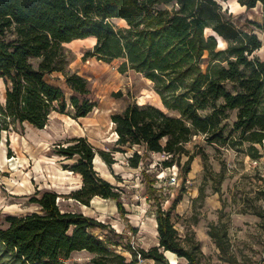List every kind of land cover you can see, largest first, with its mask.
Masks as SVG:
<instances>
[{
	"label": "trees",
	"instance_id": "16d2710c",
	"mask_svg": "<svg viewBox=\"0 0 264 264\" xmlns=\"http://www.w3.org/2000/svg\"><path fill=\"white\" fill-rule=\"evenodd\" d=\"M238 1L247 10L261 7V20L240 28L217 0H0V80L6 85L0 145L11 124L44 129L53 113L79 119L94 110L89 82L68 70L65 51L67 43L94 38L87 58L122 60L121 71L135 70L154 83L166 109L131 105L114 114L115 146L99 151L106 163H114L111 153L138 147L143 153L137 150L129 158L133 168L150 154L170 156L162 162L165 167L181 165L186 155L182 169L190 172L194 156L186 145L194 135L226 144L233 133L237 147L246 145L247 156L264 159V60L256 55L263 47L257 32L264 33V0ZM207 29L224 39L225 49H218L216 35L207 36ZM56 73L65 78L67 91L51 81ZM235 110L237 120L225 136L223 123ZM57 154L76 159L70 169L82 180L68 198L85 205L96 196L116 200L125 213L116 187L96 171L97 150L87 138L71 139ZM58 198L45 191L32 200L38 211L6 217L0 224V264H67L83 251L92 255L88 264H137L138 254L155 264H181L167 253L186 264H211L196 234L183 235L176 227L173 215L181 197L169 209L157 207L159 245L137 252L123 245V235L110 225L64 211ZM208 235L221 264H238L224 224L210 223Z\"/></svg>",
	"mask_w": 264,
	"mask_h": 264
},
{
	"label": "rangeland",
	"instance_id": "374dc122",
	"mask_svg": "<svg viewBox=\"0 0 264 264\" xmlns=\"http://www.w3.org/2000/svg\"><path fill=\"white\" fill-rule=\"evenodd\" d=\"M236 1L217 0L236 26L248 28V21L261 20V7L244 8L230 15L231 4ZM257 33L263 47L256 55L264 60V33ZM206 34L216 35L211 29ZM217 39L218 49H225L227 43ZM95 44L94 38L65 44L68 70L88 80L91 98L96 103L87 117L76 119L69 114L53 113L44 131L27 123L11 124L4 131V144L0 145V224H5L8 215L38 211L33 198L53 191L59 195L58 203L64 211L83 213L104 222L123 235V245L131 246L135 252L140 248L148 251L159 245L157 207L169 209L181 197L173 215L176 227L183 235L196 234L207 262L221 264L219 250L208 235L210 223H221L228 229L238 264H264V217L255 213L257 210L264 214V159L247 156L243 151L246 145L237 147V133L226 144L211 143L204 135H194L186 145L194 156L190 172L182 169L188 160L186 155L180 158L181 165L176 162L165 167L162 162L170 156L150 154L140 167L133 168L129 158L137 150L143 153L138 147L126 153H111L113 164L103 160L99 151L111 152L117 140L111 119L114 114L131 105H154L162 109L163 104L154 83L142 73L132 69L121 71L122 60L105 62L96 57L87 58V52ZM51 81L68 90L60 73L54 74ZM5 94L6 85L0 80L2 103ZM237 114L236 110L230 111L224 121L225 136L232 130ZM76 137L87 138L97 150L95 169L116 187L125 213L119 211L116 200L93 199L85 205L68 198L80 189L82 180L70 169L76 159L59 156L57 150ZM201 191L203 197L198 198ZM119 249L124 251L123 247ZM124 253L130 260L129 252ZM166 256L171 259L170 253ZM91 258L88 252H76L67 264H88ZM137 260V264H155L139 254ZM174 262L186 264L183 259L175 258Z\"/></svg>",
	"mask_w": 264,
	"mask_h": 264
},
{
	"label": "bare ground",
	"instance_id": "6f19581e",
	"mask_svg": "<svg viewBox=\"0 0 264 264\" xmlns=\"http://www.w3.org/2000/svg\"><path fill=\"white\" fill-rule=\"evenodd\" d=\"M244 8H246L245 6H242L240 3H239V1L237 2H235L234 4H231V9H232V11H230V13L231 14H234L236 11H241L242 9H244ZM238 13V12H237ZM216 34V33H215ZM216 36L222 41V42H225L223 39H222V37H220L218 34H216ZM162 109H164V110H166L165 109V107H163L162 106ZM39 131H44L45 129H38ZM116 134V136L118 137V134L117 133H115ZM2 143V145L4 144L3 142H1ZM16 185V184H15ZM94 200L95 201H101V200H103V198L102 197H100V196H96V197H94ZM171 255V260L174 262V259L176 258L174 255H172V254H170Z\"/></svg>",
	"mask_w": 264,
	"mask_h": 264
},
{
	"label": "built area",
	"instance_id": "2783aa9c",
	"mask_svg": "<svg viewBox=\"0 0 264 264\" xmlns=\"http://www.w3.org/2000/svg\"><path fill=\"white\" fill-rule=\"evenodd\" d=\"M173 180H175V178H173Z\"/></svg>",
	"mask_w": 264,
	"mask_h": 264
},
{
	"label": "crops",
	"instance_id": "0c3cea01",
	"mask_svg": "<svg viewBox=\"0 0 264 264\" xmlns=\"http://www.w3.org/2000/svg\"><path fill=\"white\" fill-rule=\"evenodd\" d=\"M217 37V36H216ZM223 39V38H222ZM224 40V39H223Z\"/></svg>",
	"mask_w": 264,
	"mask_h": 264
}]
</instances>
